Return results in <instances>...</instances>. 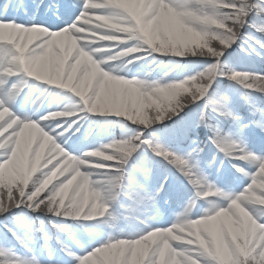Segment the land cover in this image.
Here are the masks:
<instances>
[{
  "label": "snow or ice",
  "instance_id": "obj_1",
  "mask_svg": "<svg viewBox=\"0 0 264 264\" xmlns=\"http://www.w3.org/2000/svg\"><path fill=\"white\" fill-rule=\"evenodd\" d=\"M0 264H264V0H0Z\"/></svg>",
  "mask_w": 264,
  "mask_h": 264
}]
</instances>
